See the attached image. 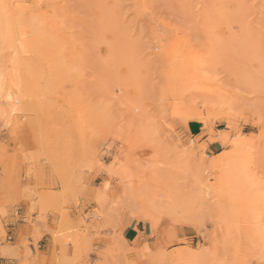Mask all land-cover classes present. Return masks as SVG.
<instances>
[{
    "label": "rangeland",
    "instance_id": "rangeland-1",
    "mask_svg": "<svg viewBox=\"0 0 264 264\" xmlns=\"http://www.w3.org/2000/svg\"><path fill=\"white\" fill-rule=\"evenodd\" d=\"M0 164V246L24 202L59 264H264V0H0Z\"/></svg>",
    "mask_w": 264,
    "mask_h": 264
},
{
    "label": "crops",
    "instance_id": "crops-1",
    "mask_svg": "<svg viewBox=\"0 0 264 264\" xmlns=\"http://www.w3.org/2000/svg\"><path fill=\"white\" fill-rule=\"evenodd\" d=\"M199 128L197 123H190L191 130ZM221 145L219 140L208 142L210 151H215ZM8 178L1 173L0 164V202L6 199L18 197L19 190L7 184ZM13 209L14 207H9ZM28 205L21 203L17 213L9 214L3 221V227L7 230L12 244L0 246V264H59L55 256L59 254L52 231L59 229V215L49 213L47 221L40 218L39 209L31 213V219L27 217ZM128 231V232H127ZM125 237L128 239L135 232V228L127 230ZM28 244V246H27Z\"/></svg>",
    "mask_w": 264,
    "mask_h": 264
},
{
    "label": "bare ground",
    "instance_id": "bare-ground-1",
    "mask_svg": "<svg viewBox=\"0 0 264 264\" xmlns=\"http://www.w3.org/2000/svg\"><path fill=\"white\" fill-rule=\"evenodd\" d=\"M9 96H10L9 94L6 95L7 98H8ZM8 100H9V98H8Z\"/></svg>",
    "mask_w": 264,
    "mask_h": 264
}]
</instances>
